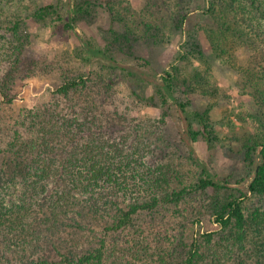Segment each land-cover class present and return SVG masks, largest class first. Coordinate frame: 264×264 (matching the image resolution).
<instances>
[{
	"label": "trees",
	"instance_id": "trees-1",
	"mask_svg": "<svg viewBox=\"0 0 264 264\" xmlns=\"http://www.w3.org/2000/svg\"><path fill=\"white\" fill-rule=\"evenodd\" d=\"M195 1L209 20L204 31L213 54L264 109V0ZM156 4L148 0V13ZM84 5L74 1L70 30L87 13ZM106 8L125 32H112L114 42L107 39L103 49L83 40L79 45L98 72L63 81L49 103L16 112L9 95L14 82L33 78L40 68L26 52L21 28L31 7L0 0V264H264V211L244 205L250 197L264 199V138L247 152L251 172L236 184L211 173L192 152L189 166L198 173L179 158L156 157L148 142L154 131L134 124L132 109L116 103V74L151 89L140 97L145 106L171 104L188 146L198 136L209 142L210 107L194 113L201 129L192 130L187 105L175 96L179 80H190L206 98L218 89L206 64L181 79L178 67L158 77L119 61L115 52L131 48L141 22L127 0H108ZM50 11L43 7L30 16L42 21ZM190 14L171 20L174 28L189 32ZM144 21L146 32L157 27ZM208 190L215 195L198 203ZM228 192L238 197H223ZM206 216L216 231L189 235ZM252 233L257 242L248 240Z\"/></svg>",
	"mask_w": 264,
	"mask_h": 264
},
{
	"label": "rangeland",
	"instance_id": "rangeland-1",
	"mask_svg": "<svg viewBox=\"0 0 264 264\" xmlns=\"http://www.w3.org/2000/svg\"><path fill=\"white\" fill-rule=\"evenodd\" d=\"M23 1L31 7V12L23 13L21 25L26 36L25 48L29 55L38 59L40 71L33 78L14 82L9 95L12 99L11 107L16 112L49 103L63 81L80 76L88 77L90 73L94 75L98 72L96 64L86 60V51L79 46L80 40L103 49L107 39H111L110 43L114 42L112 32L116 34L125 32L123 24L111 20L106 8L108 0H74L80 4L85 3L84 6L87 7V13L79 20L75 31L66 26L73 15L71 12L73 0ZM127 1L136 12L137 19L140 18L141 26L136 40L131 39V48L123 46L121 51L115 52L114 57L158 77L171 70L172 66L178 67L181 79H188L192 75V69L206 64L211 74L210 81L216 85L218 93L216 92L217 96L214 98H206L198 93V89L190 80L187 85L179 80L175 96L178 102L187 105L186 113L191 121L192 130L199 132L201 129L193 116L194 113H200L210 107L209 121L206 123L209 142L198 136L196 142L188 141L190 146L182 139L183 123L174 107L169 104L160 109L142 104L140 97L143 95L149 97L151 89L141 87L134 77L119 74L114 77L112 88L117 105L121 110L125 107L132 109L128 116L133 119L134 124L142 122L143 128L148 124V128L154 131L148 142L151 143L156 157L168 155L172 156V159L179 158L186 165V170L189 168L198 173L196 166L193 168L189 166L192 152L205 163L211 173L227 179L231 184L245 179L251 172L246 154L252 145L264 138V109L239 88L237 74L213 54L204 31L209 23L208 18L202 15V10L195 0H175V5L173 0H155L159 8L150 13L148 0ZM166 2L171 6V14L165 11ZM198 3L202 1L199 0ZM43 7H51L54 12L50 11L51 15H46L42 21L30 16L36 9ZM187 11L191 13V23L185 24L189 32L183 33L178 24L177 28H174L171 20H176L178 14L182 15ZM3 12L6 13L7 10ZM149 14L154 15L149 17ZM142 21H153L157 27H152L146 32ZM198 50L202 56L197 53ZM180 53L185 56L187 54V58L179 61ZM242 54L244 58L245 53ZM199 58L204 62L202 63ZM213 84L208 88L214 89ZM209 92L211 95L214 93L212 90ZM168 160L170 163L171 160ZM213 195H215L213 191L208 190L206 197L200 198L198 203L207 204ZM223 197L237 198L238 193H223ZM244 201L247 209L258 208L264 211V199L250 197ZM216 229L212 218L206 216L189 235ZM255 236L254 233L250 234L248 240L257 242Z\"/></svg>",
	"mask_w": 264,
	"mask_h": 264
}]
</instances>
